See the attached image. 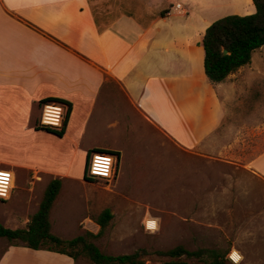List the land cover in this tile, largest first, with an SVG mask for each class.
I'll use <instances>...</instances> for the list:
<instances>
[{
	"label": "crops",
	"instance_id": "1",
	"mask_svg": "<svg viewBox=\"0 0 264 264\" xmlns=\"http://www.w3.org/2000/svg\"><path fill=\"white\" fill-rule=\"evenodd\" d=\"M180 1L0 0V169L14 176L10 196L3 201L16 196L20 179L27 193L22 209L0 216L3 226L24 227L48 182L58 178L61 189L49 213L51 231L65 239L79 234L66 236L65 225L53 216L65 182L85 183L89 150L117 153V177L121 157L120 145L86 143L85 134L128 138L135 121L184 151L219 143L240 146L245 136L252 138L258 152L248 166L264 179V45L252 52L248 64L216 84L204 74L201 45L211 22L229 14H252L255 6L252 0ZM176 2L183 9H174ZM198 91L203 92L200 102ZM180 95L201 107L196 104L176 121L173 111ZM46 99L69 105L62 136L36 127L40 101ZM142 217L145 226L152 220ZM77 225L92 233L99 228L89 216ZM155 226L145 228L154 231ZM0 264L74 261L62 253L7 244Z\"/></svg>",
	"mask_w": 264,
	"mask_h": 264
},
{
	"label": "rangeland",
	"instance_id": "2",
	"mask_svg": "<svg viewBox=\"0 0 264 264\" xmlns=\"http://www.w3.org/2000/svg\"><path fill=\"white\" fill-rule=\"evenodd\" d=\"M202 93H196L198 102ZM197 101L187 104L183 95L178 96L173 111L176 121L183 120L189 109H196ZM132 127L128 138L108 132L85 134L86 143L120 145V172L111 181L65 182L53 211L58 223L65 225V235L82 233L85 230L77 225L79 219L97 216L108 208L112 218L102 235L93 239L104 253L144 249L145 264H160L170 258L157 251L181 245L188 250H219L230 262L228 255L236 252L234 264H264V179L248 166L258 152L252 138L245 136L240 146L224 148L219 143L184 151L138 121ZM132 149L140 155L129 156L135 154ZM18 183L14 200L0 201V216L23 208L27 193L22 179ZM141 217L154 220L157 229L147 230L155 229V223L149 220L146 229ZM7 244L0 237V253ZM176 260L203 264L193 256L181 255ZM77 264L89 263L79 258Z\"/></svg>",
	"mask_w": 264,
	"mask_h": 264
},
{
	"label": "trees",
	"instance_id": "3",
	"mask_svg": "<svg viewBox=\"0 0 264 264\" xmlns=\"http://www.w3.org/2000/svg\"><path fill=\"white\" fill-rule=\"evenodd\" d=\"M252 2L255 6L254 13L225 15L211 22L205 29L201 45L204 52V74L209 83H219L239 67L248 64L252 52L264 45V0H252ZM223 49H226L227 52L223 53ZM51 100L64 102L57 99H46L41 100L40 103ZM66 104L68 108L62 128L56 130L39 127V125L36 127L62 136L69 113V105ZM93 150L87 152L85 169L89 155ZM114 154L118 156L117 153ZM83 178L87 182L96 180L88 177L86 170H84ZM60 188L61 180L51 179L43 191L37 211L29 217L25 226L10 229L0 223V237L5 238L9 245H24L32 249H46L65 254L73 259L74 264H77L79 258L86 259L89 264H145L144 254L146 252L144 249H137L131 253L108 254L102 252L93 242V239L102 235L112 218V213L108 208L102 210L97 216H89L99 226L96 233L85 230L68 239L54 234L51 231L49 213ZM156 253L170 258L160 264H188L176 260L181 255L196 257L202 260L203 264H234L225 257L224 253L216 249L188 250L178 245Z\"/></svg>",
	"mask_w": 264,
	"mask_h": 264
},
{
	"label": "built area",
	"instance_id": "4",
	"mask_svg": "<svg viewBox=\"0 0 264 264\" xmlns=\"http://www.w3.org/2000/svg\"><path fill=\"white\" fill-rule=\"evenodd\" d=\"M174 9H183L180 2L174 4ZM67 113L65 104L51 100L41 104V115L38 121L39 127L60 129L62 128ZM118 156L110 151L93 150L88 158L86 165V175L95 179H105L111 181L118 173ZM13 173L6 169H0V199H7L13 187ZM232 253V252H231ZM228 255L229 259L236 263Z\"/></svg>",
	"mask_w": 264,
	"mask_h": 264
},
{
	"label": "bare ground",
	"instance_id": "5",
	"mask_svg": "<svg viewBox=\"0 0 264 264\" xmlns=\"http://www.w3.org/2000/svg\"><path fill=\"white\" fill-rule=\"evenodd\" d=\"M148 222H149V221L146 222V227H148ZM233 255H239V254L236 253V252H232V253H231V257H232V258L234 259V261H235V258H234ZM235 262H236V261H235Z\"/></svg>",
	"mask_w": 264,
	"mask_h": 264
},
{
	"label": "water",
	"instance_id": "6",
	"mask_svg": "<svg viewBox=\"0 0 264 264\" xmlns=\"http://www.w3.org/2000/svg\"><path fill=\"white\" fill-rule=\"evenodd\" d=\"M227 52V50L226 49H223V53H226Z\"/></svg>",
	"mask_w": 264,
	"mask_h": 264
}]
</instances>
